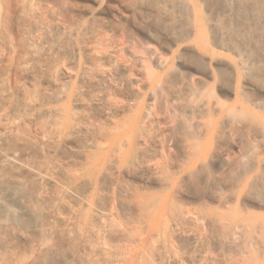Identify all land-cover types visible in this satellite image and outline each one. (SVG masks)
I'll list each match as a JSON object with an SVG mask.
<instances>
[{"label":"rangeland","instance_id":"374dc122","mask_svg":"<svg viewBox=\"0 0 264 264\" xmlns=\"http://www.w3.org/2000/svg\"><path fill=\"white\" fill-rule=\"evenodd\" d=\"M161 1L0 0V33L17 11L32 50L7 54L0 86L4 84L14 106L29 107L34 131L45 122L55 131L31 147L44 167L37 184L41 216L28 212L23 187L0 185V264H235L225 236L215 227L193 217L185 226L170 222L175 207L208 212L207 205L219 204L199 200L188 180L179 182V194H171L172 183L161 181L167 174L158 164L167 162L174 181H181L187 141L174 136L183 134L175 125H192L193 107L205 99L216 117L220 107L231 109L238 129L230 134H239L224 146L231 157L241 155L240 139L264 157V136L253 135L259 134L256 127L264 128V98L240 83L238 71L225 68L241 60L222 41L225 19L212 23L227 10L225 0H190L212 20L207 46L181 27L179 15L166 14ZM9 36L16 37L13 32ZM196 48L222 64L215 65L213 75L198 64ZM92 82H100V89ZM156 90L164 107L152 100ZM37 98L45 100L33 109ZM243 108L253 114L252 130L246 127L247 116L240 115ZM67 118L71 127H80L76 136L57 131L56 125ZM135 124L152 134V141L140 145L148 163L125 176L115 167L108 187L98 167L112 160L115 144ZM48 141L53 152L45 147ZM211 187L203 181V188ZM93 196L103 199V208L95 204L90 210ZM147 206L150 213L145 215ZM252 210L264 214V208Z\"/></svg>","mask_w":264,"mask_h":264},{"label":"bare ground","instance_id":"6f19581e","mask_svg":"<svg viewBox=\"0 0 264 264\" xmlns=\"http://www.w3.org/2000/svg\"><path fill=\"white\" fill-rule=\"evenodd\" d=\"M225 1L228 4L227 10L217 20L213 21L207 19L203 12L198 11L190 0H162L161 3L166 6V14L179 15L181 17V27L186 28L189 34L194 32L198 35L203 42H201L202 45L205 44V46L210 42L208 28L211 21L218 25L219 21L225 19V24L221 26L222 41L230 50L241 57L237 64L227 65L225 68L238 71L241 79L240 83L245 87L256 90L264 98V0ZM17 15V11L13 10L6 29L2 34L0 33V85L3 83L1 75L4 71V61L7 54L14 52L21 55L28 49L32 53L31 46H29L30 35L17 23ZM27 15L29 14L27 13ZM9 32H13L16 37L12 39ZM198 48L194 50L198 64L203 66L204 73L213 75L215 65L222 64L218 62L215 55ZM29 55L32 56V54ZM91 85L96 90L101 87L100 82H92ZM3 86H0V185L23 187L22 199L28 212L32 216L39 217L42 211L37 208L36 202H39L42 198L38 194L37 184L43 178L44 167L40 155L36 154L37 152H34L31 147L44 139H49L50 133L54 134L55 131L50 132L47 122H45L47 125L44 124L41 129L34 131L32 129L33 125L29 124L32 119L29 114L31 113L28 110L29 107L14 106L12 99H7L8 91ZM153 93L152 100L156 102H154L155 105L158 104L162 107L164 101L158 98L157 90ZM44 100H33L30 107L35 109ZM261 107L264 109V100ZM53 110H49L47 114H53ZM217 111L220 113L218 112L219 116L216 117L211 113L210 101L205 99L194 105L195 118L192 125L187 123L188 127L183 123L175 125V131L183 134H174V136H183L187 141L185 146L187 160L185 164L181 165L183 170L181 181H174L175 179L169 173L167 162L160 163L158 166L165 175L167 174L161 181L168 184L172 183L173 190L171 194H179V182L182 183L188 180L194 183L199 200L208 199L212 203L219 204V207L207 205L211 208L208 212L196 208L189 211L175 207L170 222L185 226L192 222L190 218L193 217L198 224L201 222L207 223L221 231L225 236L227 245L233 252L235 264H264V214L252 210V208H264V157L253 150L243 139H240L237 143L241 155L231 157L230 152L226 151L224 146L231 145L234 142L233 139L239 135L230 134L237 133L238 126L230 118V108L220 107ZM240 115L242 117L247 116V128L252 130L256 127L253 114L250 111L243 108ZM48 116L49 120H51L50 117H53V115ZM58 120L57 123L60 121ZM34 121L36 120L34 119ZM56 126H58L57 131L69 132L73 136H76L80 131L79 126L71 127V120L68 118ZM255 130L259 134L253 135L264 136L263 127H256ZM161 140L163 141V139ZM150 141H152V134H148L145 130L142 131L139 124H135L126 134L121 135L114 147L115 156L109 162L106 159L98 167L99 174L104 177L108 187L113 179V169L115 167L120 175L125 176L129 175L134 169L148 163L147 157L140 149V145L148 144ZM46 145L47 151L53 152L55 146L50 142ZM164 157L165 154L161 158ZM221 168L225 169L223 173L219 172ZM55 177L54 175L53 178ZM55 179H51V181ZM205 180L211 183V188H203V181ZM80 196L70 195L76 201L81 199ZM95 204L103 208L104 201L102 198L93 196L90 199L91 211ZM149 213L150 208L147 206L144 208V214L148 215ZM197 228H200V225ZM193 236L195 241L199 240L198 234ZM161 260H163V257H161Z\"/></svg>","mask_w":264,"mask_h":264}]
</instances>
